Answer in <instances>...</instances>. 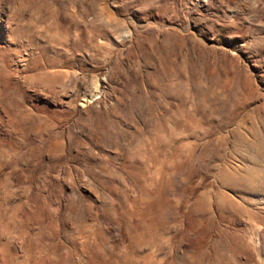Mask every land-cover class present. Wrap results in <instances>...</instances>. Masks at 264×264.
Listing matches in <instances>:
<instances>
[{
	"label": "rangeland",
	"instance_id": "1",
	"mask_svg": "<svg viewBox=\"0 0 264 264\" xmlns=\"http://www.w3.org/2000/svg\"><path fill=\"white\" fill-rule=\"evenodd\" d=\"M0 264H264V0H0Z\"/></svg>",
	"mask_w": 264,
	"mask_h": 264
}]
</instances>
